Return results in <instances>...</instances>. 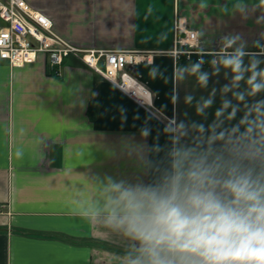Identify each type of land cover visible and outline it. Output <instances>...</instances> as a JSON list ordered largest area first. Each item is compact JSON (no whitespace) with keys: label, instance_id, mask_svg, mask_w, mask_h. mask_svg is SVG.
<instances>
[{"label":"crops","instance_id":"crops-1","mask_svg":"<svg viewBox=\"0 0 264 264\" xmlns=\"http://www.w3.org/2000/svg\"><path fill=\"white\" fill-rule=\"evenodd\" d=\"M29 2L78 47L149 50L137 68L152 97L150 105L139 104L75 56L65 59L56 76L42 53L23 66L0 57V264H123L133 242L96 212L104 206L106 177L155 180L157 168L167 167L173 140L165 128L173 122L203 126L202 133L189 127L181 144L195 145L202 138L206 147L210 136L223 133L212 145L219 150L249 108L264 100V91L246 94L250 72L236 87L230 69L217 72L212 65H201L209 74L206 87L195 76L179 80L180 69L196 61L163 53L173 48L175 15L198 32L204 50L222 48L225 36H239L244 66L257 59L264 69V54L258 52L264 44V0H242L243 11L235 7L240 0ZM153 68L159 70L155 77ZM226 85L230 91L224 93ZM234 93H245L244 99ZM210 95L213 104L197 115V104ZM224 99L231 104L217 118ZM145 127L150 134L142 137ZM129 142L162 150L145 164L128 154Z\"/></svg>","mask_w":264,"mask_h":264},{"label":"clouds","instance_id":"clouds-1","mask_svg":"<svg viewBox=\"0 0 264 264\" xmlns=\"http://www.w3.org/2000/svg\"><path fill=\"white\" fill-rule=\"evenodd\" d=\"M235 7L243 11L242 0ZM244 49L239 36H225L211 65L217 72L230 69L232 87L250 72L246 94L254 96L264 91V69L258 67L261 61L257 59L245 67ZM202 63L181 68L179 80L185 74L195 76L206 87L209 74L200 70ZM158 71L153 68L150 75L155 77ZM228 91L226 85L223 92ZM212 95L197 104V115L213 104ZM234 96L243 100L245 93ZM191 99L187 97L186 102ZM230 104L224 99L216 117ZM235 112L233 108L230 117ZM241 125L243 132H239ZM241 125L218 150L212 145L224 138L223 133L210 136L206 147L202 138L195 145L181 144L189 127L202 133L203 126L173 122L165 128L173 140L166 153L167 167L157 168L155 180L106 177L104 206L96 212L104 214L108 227L133 242L123 264H264V100L249 108ZM149 134L148 128L141 130L142 137ZM161 150L159 145L128 144V154L145 164H152L150 154Z\"/></svg>","mask_w":264,"mask_h":264},{"label":"built area","instance_id":"built-area-1","mask_svg":"<svg viewBox=\"0 0 264 264\" xmlns=\"http://www.w3.org/2000/svg\"><path fill=\"white\" fill-rule=\"evenodd\" d=\"M0 20L3 23L0 24V57L11 66L35 62L42 53L51 74L56 76L60 75L65 59L75 56L139 104L150 105L152 93L137 68L151 53L149 50L78 47L59 36L52 18L29 0H0ZM220 50L202 49L198 32L176 14L173 48L163 53L171 54L176 60L185 58L211 65ZM258 52L264 54V44ZM205 56H210V62L205 61Z\"/></svg>","mask_w":264,"mask_h":264},{"label":"rangeland","instance_id":"rangeland-1","mask_svg":"<svg viewBox=\"0 0 264 264\" xmlns=\"http://www.w3.org/2000/svg\"><path fill=\"white\" fill-rule=\"evenodd\" d=\"M0 24H3L1 20H0ZM229 51H232V50L229 49ZM258 51H260V47L258 48Z\"/></svg>","mask_w":264,"mask_h":264}]
</instances>
